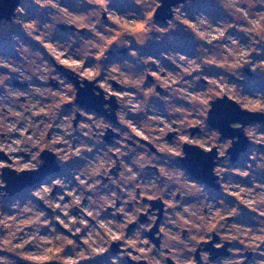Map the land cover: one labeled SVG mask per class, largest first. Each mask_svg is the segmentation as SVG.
<instances>
[{
    "label": "clouds",
    "instance_id": "1",
    "mask_svg": "<svg viewBox=\"0 0 264 264\" xmlns=\"http://www.w3.org/2000/svg\"><path fill=\"white\" fill-rule=\"evenodd\" d=\"M45 260L264 264V0H0V264Z\"/></svg>",
    "mask_w": 264,
    "mask_h": 264
},
{
    "label": "flooded vegetation",
    "instance_id": "2",
    "mask_svg": "<svg viewBox=\"0 0 264 264\" xmlns=\"http://www.w3.org/2000/svg\"><path fill=\"white\" fill-rule=\"evenodd\" d=\"M189 163H191L193 165V167H195V162L194 161H190ZM41 264H48V261H42Z\"/></svg>",
    "mask_w": 264,
    "mask_h": 264
}]
</instances>
